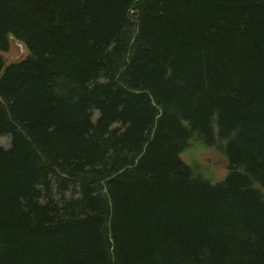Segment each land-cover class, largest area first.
Listing matches in <instances>:
<instances>
[{"label":"trees","instance_id":"1","mask_svg":"<svg viewBox=\"0 0 264 264\" xmlns=\"http://www.w3.org/2000/svg\"><path fill=\"white\" fill-rule=\"evenodd\" d=\"M10 36L0 264H264V0H0Z\"/></svg>","mask_w":264,"mask_h":264},{"label":"rangeland","instance_id":"2","mask_svg":"<svg viewBox=\"0 0 264 264\" xmlns=\"http://www.w3.org/2000/svg\"><path fill=\"white\" fill-rule=\"evenodd\" d=\"M0 52L4 55L6 62H11L25 57L29 49L22 40L10 36L9 49L0 50ZM9 141V136H0V143L8 145ZM182 156L187 162L196 164L213 181L223 178L227 173V159L215 147L194 143L182 152Z\"/></svg>","mask_w":264,"mask_h":264}]
</instances>
